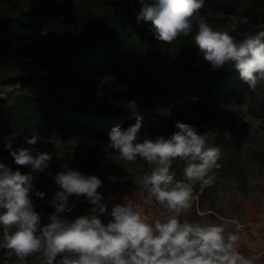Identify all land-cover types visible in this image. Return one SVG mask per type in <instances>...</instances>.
Instances as JSON below:
<instances>
[{
  "label": "clouds",
  "instance_id": "9594fccd",
  "mask_svg": "<svg viewBox=\"0 0 264 264\" xmlns=\"http://www.w3.org/2000/svg\"><path fill=\"white\" fill-rule=\"evenodd\" d=\"M138 2L141 8L137 20L150 21L157 40L170 45L180 36H189L195 28L194 43L211 69L232 65L252 92L264 84V30L239 41L230 34L240 24H248V17L231 15L230 27L218 29L200 14L205 0ZM114 79L105 76L101 82ZM130 105L134 107L135 101ZM240 108L246 111L248 105L243 103ZM142 127L141 117L127 129L113 127L108 147L129 163L143 160L154 165L150 174H142L144 167L139 166L137 179L151 198L166 207L167 215L150 219V214L130 203H117L111 208L112 219L107 224L100 219L108 212L98 192L102 179L65 166L53 177L59 189L50 201L55 212L41 227V215L34 210L30 193L40 199L46 193L36 189L33 173H44L53 156L34 147L14 149L17 133L5 137L4 147L15 164L30 166L32 171L23 174L0 162V231L7 250L0 256L2 264H9L11 254L26 262L36 253L46 258V264H254L238 250L240 237L226 231V220L221 224L181 220L192 207L195 186L214 185L221 149L188 123L178 121L177 131L167 139L161 136L155 141L145 138L138 142ZM39 141L38 135L24 138L29 146ZM177 160L182 162L179 173L173 167ZM72 196L85 197L93 206L91 213L71 221L65 219L62 214L73 211L74 205L69 207Z\"/></svg>",
  "mask_w": 264,
  "mask_h": 264
},
{
  "label": "trees",
  "instance_id": "16d2710c",
  "mask_svg": "<svg viewBox=\"0 0 264 264\" xmlns=\"http://www.w3.org/2000/svg\"><path fill=\"white\" fill-rule=\"evenodd\" d=\"M81 1L60 14L63 22L71 26L73 37L71 49L64 58L51 69L0 76L2 86L20 85L22 89L9 106L0 108V135L11 132H65L109 138L113 127L127 129L137 117H141L143 127L138 136L154 134L164 128L167 139L177 131L175 124L179 121L195 126L198 134H205L211 144L221 149L220 167L214 170L216 179L220 178L222 169L232 166L226 162L235 152L234 138L224 132L212 136L183 115L176 121L160 116L157 111L169 97L167 88L159 79L146 74L143 65L134 64L162 42L155 38L151 22L138 21V11L129 0H93L104 4L99 12H86L81 4L90 0ZM252 1L263 2L205 0L200 14L205 15L215 28L227 29L231 23L230 16H246L243 9L249 5L246 3ZM145 3H156V0H145ZM54 7L51 0H25L22 4L4 8L0 16V54L8 44L20 40L29 31L37 33L44 29L54 40L55 27L48 20ZM220 21L228 24L221 26L218 24ZM262 30L264 23L254 30L249 24H240L230 34L239 41ZM195 31L194 28L189 36H180L168 44L172 63L188 81L198 83L204 94H215L219 100L239 107L246 103L247 110L240 108L241 111L264 120V91L252 92L232 65L219 70L211 69L194 43ZM80 32H84L85 40L79 43L74 40ZM105 76H115V79L105 84L101 82ZM34 86L41 90L24 91ZM67 89L70 92L65 94ZM132 101H135L134 107L130 105ZM181 164L178 160L173 162L178 172ZM149 167L150 174L154 165L149 164ZM210 189L211 186H195L193 196L199 194L201 207ZM210 217L214 215L210 213Z\"/></svg>",
  "mask_w": 264,
  "mask_h": 264
},
{
  "label": "rangeland",
  "instance_id": "374dc122",
  "mask_svg": "<svg viewBox=\"0 0 264 264\" xmlns=\"http://www.w3.org/2000/svg\"><path fill=\"white\" fill-rule=\"evenodd\" d=\"M51 1L55 7L54 11L48 15V20L55 27L54 40H51L47 31L43 29L37 33L29 31L20 40L11 42L0 54V76L36 69H51L67 55L71 49L73 37L71 26L63 22L60 14L62 11H67L71 5H78L77 2L82 1ZM129 1L139 12L141 4L138 0ZM24 2L25 0H1L0 16L4 8L14 7ZM72 2L74 4H71ZM246 4L249 5H246L243 10L249 19L248 24L254 30L264 23V0L261 3L252 1ZM81 5L86 12H99L104 6L93 0ZM218 24L223 26L228 23L220 21ZM76 39L79 43L83 42L84 32L77 33L74 41ZM134 64L143 65V71L146 74L165 84L169 97L157 111L160 116L176 121L183 115L185 119L212 136L218 132H224L228 137L234 138L235 152L226 162L232 166L230 168L225 166L222 169L221 177L217 178L211 186L202 207L199 194L193 196L192 207L182 214V221L221 224L226 220L228 222L225 225L226 231L237 233L239 240L244 243L242 251L239 248L238 250L257 262L258 259L255 256L258 255L259 248L255 243L262 244L259 239L264 238V120L241 111L239 106L219 100L215 94H204L198 83L188 81L172 63L168 44L165 42L159 43L157 48L150 50ZM40 90L36 86L24 89L27 92ZM20 91H22L20 85L2 86L0 84V108L9 106ZM263 91L264 84L259 85L257 92ZM69 92L67 89L65 94ZM74 96L79 95L74 94ZM12 133H17L13 143L14 149L34 147L40 151L50 152L53 156L49 168L44 173H33L37 177L33 181L36 189L46 193L44 199L30 193L34 210L41 215V227L48 223V217L55 212L50 201L59 189L53 177L56 173L63 171L65 166L102 179L103 185L98 192L103 195V202L108 206V212L100 216L105 224L112 219L109 213L113 204H124L126 201H139L146 196L150 197L149 192L139 184L137 179L138 167L142 165L145 170L142 174H149V164L143 160H138L135 164L127 162L116 150L108 147L109 138L85 137L65 132L41 134L11 132L0 135V162L13 171L19 170L23 174L31 172V167L15 164L14 158L4 147V138L11 136ZM32 135H38L40 141L34 146H29L24 143V138L26 136L30 138ZM161 136L166 138L164 128L154 134L138 136V142H143L145 138L156 139ZM174 169L178 171L177 167ZM152 201L167 214L165 206L160 205L154 198ZM73 205V211L62 214L70 221L78 216L90 214L93 207L83 196L69 197V207ZM210 213L214 217H210ZM5 244L3 233L0 231V256L7 251ZM9 264H46V258L41 253H36L28 257L26 262H21L14 254H11Z\"/></svg>",
  "mask_w": 264,
  "mask_h": 264
},
{
  "label": "crops",
  "instance_id": "0c3cea01",
  "mask_svg": "<svg viewBox=\"0 0 264 264\" xmlns=\"http://www.w3.org/2000/svg\"><path fill=\"white\" fill-rule=\"evenodd\" d=\"M125 203L132 204L138 211H141V212H143L145 214H150V219H152V218H161V217L167 215L166 213L161 211L154 204V202L152 201V198H150L149 196H146L145 199L142 198L139 201H126ZM259 241H261L262 244L261 243H255L256 246L259 248V250H258L259 253H258V255L255 256V257H257L256 259H258V260H257V262L254 261V264H264V238L261 239V240L259 239ZM243 247H244L243 241L239 240L238 248L242 251Z\"/></svg>",
  "mask_w": 264,
  "mask_h": 264
}]
</instances>
